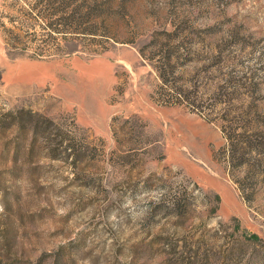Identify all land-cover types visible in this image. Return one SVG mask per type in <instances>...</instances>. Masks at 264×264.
Here are the masks:
<instances>
[{
	"label": "rangeland",
	"instance_id": "rangeland-1",
	"mask_svg": "<svg viewBox=\"0 0 264 264\" xmlns=\"http://www.w3.org/2000/svg\"><path fill=\"white\" fill-rule=\"evenodd\" d=\"M36 1L0 0V264H264V0H75L68 39Z\"/></svg>",
	"mask_w": 264,
	"mask_h": 264
},
{
	"label": "trees",
	"instance_id": "trees-1",
	"mask_svg": "<svg viewBox=\"0 0 264 264\" xmlns=\"http://www.w3.org/2000/svg\"><path fill=\"white\" fill-rule=\"evenodd\" d=\"M56 2L60 4V7H61L60 12H58V10H56L55 8L52 9V7L54 6ZM74 2L75 0H38L36 1L34 8H37L36 6H38L39 3H44L43 4L44 8H42L41 10H37L36 16L38 15L37 17L40 19H46V18L51 19L54 15H56L57 13H60L61 17L59 20H64L65 26L71 29L70 31H64L65 33L63 35L64 39H68L69 37L67 36H72L76 33H80L79 31L76 30V28L72 29L73 24L75 25L74 27H76V25L78 26L84 23L94 24V23L103 22L106 19L104 18L106 11L104 8H100L99 5L90 6L84 3L83 4H73ZM94 6L99 9V12L92 14V10L95 9ZM87 8H89V10H87ZM80 9L84 11L79 12L78 10ZM46 10L48 11L47 13H45ZM139 53L143 56L142 48L139 49ZM170 61H171V57L168 58L167 62L170 63ZM158 76L164 85L168 83L167 81L168 79L165 77L164 71H159ZM164 85H161V87H163ZM160 96L165 97V98H162V101L171 102L170 101L171 97H168L166 94H161ZM184 102L185 100L180 99V98H176V100L173 101V103L175 104H184L190 107L192 110L195 109L193 106H191V104L187 102L184 103ZM197 112L198 114L203 115L204 118L208 122L213 121V118H210L209 116L203 114L201 110H197ZM30 114L32 113L30 112ZM39 119H43L47 121V123L49 124L53 123L50 119L44 116H41V115H39ZM235 119L222 118L219 122L221 132L223 133V136L225 138V146L222 148V151L225 153L227 161L232 167L245 165L248 161L247 156H250L252 154V150L250 149L246 150L247 148L250 147L251 144H250V141L246 138V136H244L246 134L245 131L241 132L238 130L239 128L237 126H234V123H236ZM40 124L41 123H39V120L35 121V125L33 128L34 132L36 129H38ZM236 182L238 183V187H237L238 191L240 192L241 196L245 199L246 197L243 195V192H242L243 187L241 185L239 187V184H240L239 181H235V183ZM252 238L259 239L256 234H253ZM61 259H62L61 257H56L52 264H67L65 263L64 260H61ZM68 262L73 263L74 259L70 257Z\"/></svg>",
	"mask_w": 264,
	"mask_h": 264
}]
</instances>
